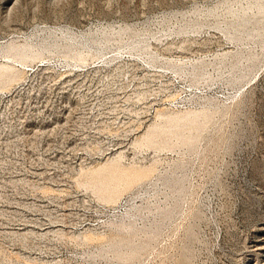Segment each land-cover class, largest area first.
Instances as JSON below:
<instances>
[{"label":"rangeland","instance_id":"rangeland-1","mask_svg":"<svg viewBox=\"0 0 264 264\" xmlns=\"http://www.w3.org/2000/svg\"><path fill=\"white\" fill-rule=\"evenodd\" d=\"M263 15L0 0V264H264Z\"/></svg>","mask_w":264,"mask_h":264},{"label":"bare ground","instance_id":"bare-ground-1","mask_svg":"<svg viewBox=\"0 0 264 264\" xmlns=\"http://www.w3.org/2000/svg\"><path fill=\"white\" fill-rule=\"evenodd\" d=\"M256 10H257V9H256ZM261 10H263V9L261 8ZM259 12H260V11H259ZM262 13H263V12H262ZM241 15H243V14H241ZM243 16H245V14H244ZM253 16H254V15H253ZM253 16H252V17H253ZM255 16H256V15H255ZM236 17H237V16H236ZM238 17H239V16H238ZM240 17H241V16H240ZM240 17H239V18H240ZM245 17H246V16H245ZM252 17H247L246 19H248V18L250 19V18H252ZM257 17L260 18L258 15H257ZM262 17H264V15H263ZM262 17H261V20H262ZM232 18H233V17H232ZM232 18H231V19H232ZM242 18H243V17H241V20H242ZM253 18H254V17H253ZM258 18H257V19H258ZM237 19H238V18H237ZM237 19H236L235 21H238ZM244 19H245V18H244ZM254 19H255V18H254ZM254 19H253V20H254ZM257 19H256V20H257ZM239 20H240V19H239ZM241 20H240V21H241ZM226 21H227V20H226ZM226 21H225V22H226ZM228 21H229V20H228ZM230 21H231V20H230ZM240 21H239V22H240ZM245 21H247V20H245ZM250 21H251V19H250ZM254 21H255V20H254ZM257 21H258V20H257ZM225 22H224V23H225ZM243 22H244V21H243ZM251 22H252V21H251ZM260 22H261V21H260ZM220 23H221V22H220ZM220 23H219V24H220ZM227 23H228V22H227ZM232 23H234V22H232ZM244 23H245V22H244ZM249 23H250V22H249ZM254 23L257 24V22H254ZM202 24H203V23H202ZM215 24H216V23H215ZM221 24H222V23H221ZM229 24H230V23H229ZM238 24H239V23H238ZM246 24H247V23H246ZM252 24H253V22L251 23L250 26H252ZM258 24H259V23H258ZM184 25H185V24H184ZM198 25H199V24H198ZM216 25H217V24H216ZM230 25H231V24H230ZM232 25H233V24H232ZM259 25H260V24H259ZM262 25H263V24H262ZM196 26H197V24H196ZM223 26H224V25H223ZM243 26H246V25H243ZM248 26H249V25H248ZM248 26H246L245 29H246ZM254 26H255V25H254ZM260 26H261V25H260ZM263 26H264V25H263ZM187 27H188V24H187ZM220 27H221V26H220ZM236 27H237V25H236ZM239 27H241V26L239 25ZM257 27H258V26H257ZM190 28H191V27H190ZM223 28H224V27H223ZM251 28H252V27H251ZM255 28H256V27H255ZM258 28H259V27H258ZM247 29H248V28H247ZM249 29H250V28H249ZM252 29H253V28H252ZM231 30H232V29H231ZM239 30H240V29H239ZM243 30H244V29H243ZM263 30H264V29H263ZM234 31H235V30H234ZM257 31H259V30H257ZM241 32H242V31H241ZM248 32H249V31H248ZM253 32H254V31H253ZM253 32H252V33H253ZM261 32H262V30H261ZM225 33H228V32H225ZM255 33H256V32H255ZM255 33H254V34H255ZM61 34H62V33H61ZM232 34H234V32H233ZM236 34H237V36H238V33H236ZM239 34H241V33H239ZM242 34H243V33H242ZM242 34H241V35H242ZM246 34H247V33H246ZM246 34H245V35H246ZM250 34H251V33H250ZM256 34H257V33H256ZM256 34H255V35H256ZM260 34H261V33H260ZM69 35H70V34H69ZM69 35H67V36H69ZM226 35L228 36V34H226ZM230 35H231V34H230ZM248 35H249V34H248ZM258 35H259V34H258ZM237 36H236V37H237ZM259 36H260V35H259ZM263 36H264V35H263ZM61 37H62V36H61ZM61 37H60V39H61ZM229 37H232V38H233V35H232V36H229ZM248 37H249V36H248ZM250 37H252V34H251ZM63 38H64V36H63ZM67 38H68V37H67ZM69 38H70V37H69ZM71 38H72V36H71ZM77 38H78V37H77ZM77 38H76V39H77ZM82 38H83V37H82ZM244 38H245V37H244ZM256 38H257V37H256ZM260 38H261V37H260ZM263 38H264V37H262V39H263ZM238 39H241V38H238ZM242 39H243V38H242ZM253 39H254V36H253ZM65 40H66V38H65ZM232 40H233V39H232ZM246 40H247V39H246ZM260 40H261V39H260ZM78 41H79V40H78ZM80 41H81V40H80ZM80 41H79V42H80ZM83 41H84V40H83ZM243 41H245V40H243ZM243 41H242V42H243ZM253 41H254V40H253ZM253 41H252V42H253ZM261 41H262V40H261ZM71 42H72V41H71ZM136 42H137V41H136ZM240 42H241V40H240ZM259 42H260V41H259ZM65 43H66V41H65ZM74 43H75V42H74ZM82 43H83V42H82ZM140 43H141V42H140ZM255 43H257V40H256ZM48 44H49V43H48ZM54 44H55V43H54ZM54 44H53V46H55ZM72 44H73V43H72ZM75 44H76V43H75ZM263 44H264V42H263ZM44 45H45V44H44ZM65 45H66V44H65ZM69 45H70V44H69ZM78 45H79V44H78ZM80 45H81V44H80ZM85 45H87V44L85 43ZM261 45H262V44H261ZM75 46H76V45H75ZM138 46H139V45H138ZM255 46H256V44H255ZM258 46H259V45H258ZM258 46H257V47H258ZM45 47H46V46H45ZM50 47H51V46H50ZM70 47H71V45H70ZM260 47H261V46H260ZM39 48H40V47H39ZM41 48H42V46H41ZM46 48H47V47H46ZM64 48H65V47H64ZM261 48H262V47H261ZM67 49H68V48H67ZM41 50H42V49H41ZM42 51H43V50H42ZM44 51H45V50H44ZM238 53H239V52H238ZM240 53H241V52H240ZM255 53H256V52H255ZM20 55H21V54H20ZM240 55H241V54H240ZM234 56H235V55H234ZM234 56H232V57L234 58V60H236L235 57H236L237 55H236L235 57H234ZM243 56H244V55H243ZM238 57H239V56H238ZM238 57H237V58H238ZM233 58H231V60H232ZM240 60H242V59H240ZM240 60H239V63H240ZM232 61H233V60H232ZM237 61H238V59L236 60V62H237ZM222 62H223V61H222ZM224 63H225V62H224ZM224 63H222V64H224ZM231 63H232V62H231ZM233 63H234V62H233ZM239 63H238V64H239ZM218 65H220V64H218ZM227 65H228V64H227ZM235 65H236V64H235ZM193 66H194V65H193ZM195 66H196V65H195ZM201 66H202V65H201ZM215 66H216V65H215ZM233 66H234V65H233ZM217 67H219V66H217ZM223 67H225V66H223ZM191 68H192V67H191ZM199 68H200V67H199ZM215 68H216V67H215ZM225 68H227V67H225ZM231 68H232V67H231ZM233 68H235V67H233ZM237 68H238V67H237ZM4 70H5V68H4ZM200 70H201V69H200ZM223 70H224V69H223ZM225 70H226V69H225ZM179 71H180V70H179ZM205 71H206V70H205ZM191 72H192V71H191ZM229 72H230V70H229ZM193 73H194V72H193ZM199 73H200V72H199ZM202 73H203V72H202ZM230 73H231V72H230ZM2 75H3V74H2ZM2 75H1V76H2ZM193 75H194V74H193ZM197 75H198V74H197ZM205 75H206V74H205ZM197 77H198V76H197ZM231 77H232V76H231ZM0 78H1V77H0ZM233 78H234V77H233ZM235 78H236V77H235ZM228 79H229V78H228ZM232 80H233V79H232ZM236 80H237V79H236ZM238 81H240V80H238ZM229 82H230V81H229ZM232 82H234V81H232ZM236 83H237V81H236ZM230 84H232V83L230 82ZM237 84H238V83H237ZM233 86H234V85H233ZM203 113H204V112H203ZM224 113H225V112H224ZM222 114H223V112H222ZM203 115H204V114H203ZM201 117H202V115H201ZM196 119L198 120V117H197ZM190 120H191V119H190ZM216 121H217V120H215V122H216ZM211 122H212V121H211ZM216 123H217V122H216ZM213 124H214V123H213ZM214 127L216 128V126H214ZM211 128H212V126H211ZM217 128H218V127H217ZM204 131H205V130H204ZM211 131H212V130H211ZM217 131H218V130H217ZM217 131H216V132H217ZM202 135H203V134H202ZM209 136H210V135H209ZM203 137H204V136H203ZM203 137H202V138H203ZM200 139H201V138H200ZM205 140H206V139H205ZM182 165H183V164H182ZM181 167H182V166H180V168H181ZM184 167H186V166H184ZM178 168H179V167H178ZM181 172H182V171H181ZM170 173H171V172H170ZM185 173H186V172H185ZM185 173H184V174H185ZM187 173H188V172H187ZM166 174H168V173H166ZM174 174H175V173H174ZM176 174H178V173H176ZM184 174L182 173V175H184ZM171 175L173 176V173H171ZM179 175H180V174H179ZM186 175H187V174H186ZM186 175H185V176H186ZM165 176H166V175H165ZM165 176H164V177H165ZM168 176H169V175H168ZM185 176H184V178H185ZM162 177H163V176H162ZM170 177H171V176H170ZM176 177H177V176H176ZM186 177H187V176H186ZM164 179H165V178H164ZM168 179H169V178H168ZM169 180H170V179H169ZM172 180H174V179H172ZM172 180H171V182H173ZM175 180H176V179H175ZM187 180H188V177H187ZM161 181H162V179H161ZM166 181H167V180H166ZM166 181H165V182H166ZM176 181H177V180H176ZM176 181H175V182H176ZM165 182H164V183H165ZM179 182H180V180H179ZM101 183H102V182H101ZM101 183H99V184H101ZM164 183H163V184H164ZM169 183H170V181H169ZM183 183H184V180H183ZM183 183L180 182V184H182V186H183ZM165 184H166V183H165ZM172 184H173V183H172ZM180 184H178V185H180ZM184 184H185V183H184ZM93 185H94V184H93ZM166 185H167V184H166ZM168 185H169V184H168ZM168 185H167V186H168ZM101 186H102V184H101ZM101 186H100V188H101ZM173 186H174V184H173ZM186 186H187V185H186ZM160 187H161V186H160ZM170 187H171V186H170ZM179 187H180V186H179ZM93 188H94V187H93ZM97 188H98V186H97ZM156 188H157V187H156ZM161 188H162V187H161ZM166 188H167V187H166ZM103 189H104V188H103ZM163 189H165V187H164ZM167 189H168V188H167ZM181 189H183V187H182ZM188 189H189V188H188ZM100 190H101V189H100ZM168 190H169V189H168ZM172 190H173V189H172ZM184 190H185V189H183V191H184ZM101 191L103 192V190H101ZM183 191H182V192H183ZM187 191H188V190H187ZM187 191H186V193H187ZM163 192H164V191H163ZM168 192H169V191H168ZM168 192H167V193H168ZM180 192H181V191H180ZM165 193H166V191H165ZM165 193H164V194H165ZM171 193H172V192H171ZM188 193H189V192H188ZM188 193H187V194H188ZM181 194H182V193H181ZM171 195L174 196L173 194H171ZM182 196H183V194H182ZM186 196H187V195L185 194V197H186ZM166 197H167V195H166ZM168 197H169V196H168ZM174 197H175V196H174ZM179 197H181V196H179ZM185 197L183 198V200L180 198L181 201H184ZM147 199H148V198H147ZM166 199H167V198H166ZM166 199L164 198V200H166ZM172 199H174V198H172ZM178 199H179V198H178ZM169 200H170V199H169ZM174 200H175V199H174ZM147 201H148V200H147ZM149 201H151V200H149ZM166 201H167V200H166ZM177 201H178V200H177ZM179 201H180V200H179ZM145 202H146V200H145ZM163 202H165V201H163ZM168 202H169V201H168ZM170 202H171V200H170ZM170 202H169V203H170ZM146 203H147V202H146ZM146 203H145V205H146ZM148 203H149V202H148ZM169 203H167V204H169ZM172 203H173V202H172ZM172 203H171V204H172ZM174 203H175V202H174ZM180 203H181V202H180ZM150 204H152V206H153V205L155 206V203L153 204V202L150 203ZM160 204H161V203H160ZM160 204H159V205H160ZM165 204H166V202H165ZM165 204H164V205H165ZM171 204H170V205H171ZM141 205H142V204H141ZM156 205H157V204H156ZM161 205H163V204H161ZM137 206H138V205H137ZM147 206H148V204H147ZM154 206H153V207H154ZM178 206H179V205H178ZM180 206H181V204H180ZM180 206H179V208H180ZM133 207H134V206H133ZM139 207H140V205L138 206V208H139ZM142 207H143V206H141V208H142ZM170 207H171V206H170ZM173 207H174V206H173ZM131 208H132V207H131ZM145 208H147V207L145 206ZM145 208H144V209H145ZM163 208H164V207H163ZM171 208H172V207H171ZM179 208H178V209H179ZM152 209H153V208H151V210H152ZM154 209H155V208H154ZM158 209H159V207H158ZM127 210H128V209H127ZM138 210H139V209H138ZM138 210L134 211V213L137 212ZM163 210H164V209H163ZM167 210H168V209H167ZM180 210H181V209H180ZM143 211H144V210H143ZM143 211H142V212H143ZM147 211H148V209H147ZM154 211H155V210H154ZM161 211H162V210H161ZM138 212H139V211H138ZM138 212H137V213H138ZM145 212H146V211H145ZM150 212H151V211H150ZM156 212L158 213L159 211H156ZM163 212H165V211H162V213H163ZM167 212H168V211H167ZM176 212H177V211H176ZM178 212H179V211H178ZM124 213H125V212H124ZM128 213H130V212L127 211V214H128ZM146 213H147V212H146ZM153 213H154V212H153ZM168 213H169V212H168ZM139 214H140V213H139ZM151 214H152V212H151ZM154 215H155V214H154ZM160 215H161V217H159V220H160V218L163 217L161 213H160ZM165 215H166V214H165ZM171 215H172V214H171ZM124 216H125V215H124ZM141 216H142V215H141ZM148 216H149V215H148ZM148 216L145 215V217H147V218H148ZM158 216H159V215H158ZM158 216H157V218H158ZM166 216H167V215H166ZM172 216H173V215H172ZM176 216H177V215H176ZM129 217H130V215H129ZM136 217H137V216H136ZM121 218H123V216H122ZM131 218H132V217H131ZM154 218H155V217H154ZM170 218H171V217H170ZM174 218H175V216H174ZM118 219H119V218H118ZM125 219H126V216H125ZM127 219H128V217H127ZM134 219H135V218H134ZM152 219H153V217H152ZM172 219H173V218H172ZM120 220H121V219H120ZM138 220H139V219H138ZM143 220H144V219H143ZM155 220H156V219H155ZM159 220H158V221H159ZM168 220H169V218H168ZM170 220H171V219H170ZM173 220H174V219H173ZM122 221H123V220H121V222H122ZM134 221H135V220H134ZM139 221H140V220H139ZM141 221H142V220H141ZM149 221H150V224H151V219H150ZM152 221H153V220H152ZM127 222H128V221H127ZM132 222H133V221H132ZM136 222H137V221H136ZM136 222H135V223H136ZM156 222H157V221H156ZM168 222H169V221H168ZM172 222H173V221H172ZM117 223H118V222H117ZM133 223H134V222H133ZM145 223L147 224V221H146ZM163 223H165V222H163ZM112 224H113V223H112ZM119 224H120V223H119ZM129 224H130V223H129ZM140 224H141V223H140ZM150 224H149V226H150ZM155 224H156V223H155ZM160 224H161V223H160ZM160 224H159V226H160ZM169 224H170V222H169ZM123 225H124V224H123ZM141 225H142V224H141ZM151 225H152V224H151ZM153 225H154V224H153ZM153 225H152V226H153ZM156 225H157V224H156ZM161 225H162V224H161ZM170 225H171V224H170ZM170 225H169V226H170ZM115 226H116V224H115ZM120 226H121V225H120ZM125 226H126V225H124L123 227H125ZM131 226H132V225H131ZM133 226H134V224H133ZM137 226H138V225H137ZM154 226H155V225H154ZM157 226H158V225H157ZM162 226H163V225H162ZM165 226H166V225H165ZM112 227H113V226H112ZM117 227H118V226H117ZM123 227H122V228H123ZM142 227H143V226H142ZM126 228H128V227H126ZM129 228H130V227H129ZM129 228H128L127 230L130 232ZM138 228L140 229L139 226H138ZM144 228H147V229H148V227H144ZM117 229H118V228H117ZM124 229H125V228H124ZM124 229H123V230H124ZM131 229H133V228L131 227ZM136 229H137V228H136ZM160 229H162V228H160ZM166 229H167V228H166ZM166 229H164V230H166ZM142 230H143V229H142ZM149 230H150V228H149ZM149 230H148V231H149ZM156 230H157V229H156ZM118 231H119V230H118ZM124 231H125V230H124ZM131 231H132V230H131ZM137 231H138V230H137ZM139 231H141V230H139ZM139 231H138V232H139ZM143 231L145 232V230H143ZM150 231H151V230H150ZM126 232H127V231H126ZM133 232H134V230H133ZM146 232H147V231H146ZM151 232H152V231H151ZM155 232H156V231H155ZM118 233L120 234V232H118ZM123 233L125 234V232H123ZM131 233H132V232H131ZM134 233H135V232H134ZM134 233H133V235H134ZM141 233H142V234H145V233H143V232H140V234H141ZM147 233H148V232H147ZM147 233L145 234L146 236H147ZM135 234H138V233L136 232ZM151 234H152V233H151ZM151 234H150V235H151ZM156 234H157V233H156ZM158 234H159V233H158ZM158 234H157V236H158ZM126 235H127V234H126ZM131 235H132V234H130V237H131ZM160 235H161V234H159V236H160ZM119 236H120V235H119ZM134 236H135V235H134ZM136 236H137V235H136ZM146 236H145V237H146ZM154 236H155V235H154ZM159 236H158V237H159ZM120 237H121V236H120ZM122 237H123V236H122ZM127 237H129V236H127ZM152 237H153V236H152ZM152 237H151V238H152ZM158 237H157L156 239H158ZM133 238H134V237H132V239H133ZM148 238H149V236H148ZM124 239H125V238H124ZM136 239H137V238H136ZM145 239H146V238H145ZM153 240H155V239L153 238L152 241H153ZM119 241H121V240H119ZM142 241H143V240H142ZM148 241H149V240H148ZM149 242H151V241H149ZM118 243H119V242H118ZM139 243H141V242H139ZM146 243H148V242H146ZM114 244H115V243H113L112 245H114ZM133 244H134V243H133ZM144 244H145V243H144ZM117 245H118V244H117ZM121 245H122V244H121ZM124 245H125V243H124ZM139 245H140V244H139ZM108 246H109V245H108ZM108 246H107V247H108ZM114 246H115V245H114ZM126 246H127V245H126ZM112 247H113V246H112ZM127 247H128V246H127ZM132 247H133V245H132ZM138 247H139V246H138ZM142 247H143V245H142ZM148 247H149V246H147V248H146L147 250H148ZM108 248H109V247H108ZM117 248H118V247H117ZM123 248H124V250H125V247H123ZM140 248H141V247H140ZM140 248H139V249H140ZM110 249H111V248H109L108 250L110 251ZM112 249H113V248H112ZM114 249H116V247H114ZM128 249H130V248H128ZM134 249H136V248L134 247ZM143 249H144V248H143ZM143 249H142V250H143ZM101 250H103V249H101ZM131 250H132V249H131ZM136 250H138V249H136ZM99 251H100V250H99ZM105 251H106V250H105ZM113 251H114V250H113ZM115 251H117V250H115ZM133 251H135V250H133ZM145 251H146V250H145ZM100 252H101V251H100ZM103 252H104V251H103ZM107 252H108V251H107ZM131 252H132V251H131ZM135 252H136V251H135ZM137 252H138V251H137ZM139 252H140V251H139ZM143 252H144V251H143ZM94 253H95V251H94ZM119 253H120V252H119ZM100 254H101V253H100ZM103 254H105V253H103ZM111 254H112V253H111ZM113 254H114V253H113ZM115 254H117V252H115ZM125 254H126V253H125ZM131 254H133V253H131ZM141 254H142V253H141ZM95 255H96V254H95ZM95 255H93V256H95ZM117 255H118V254H117ZM119 255H120V254H119ZM123 255H124V254H123ZM133 255H134V254H133ZM138 255H139V253H138ZM138 255H136V256H138ZM93 256L90 255V257L95 258V257H93ZM125 256H126V255H125ZM134 256H135V255H134ZM136 256H135V257H136ZM96 257H97V256H96ZM98 257H101V256H98ZM103 257H104V256H103ZM106 257H107V256H106ZM127 257H128V256H127ZM127 257H126V258L124 257V258L127 259ZM130 257H133V256L131 255ZM138 257H139V256H138ZM111 258H112V257H111ZM111 258H110V259H111ZM114 258H115V257H114ZM116 258H119V257H116ZM128 258H129V257H128ZM98 259H99V258H98ZM101 259H102V257H101ZM103 259H105V258H103ZM110 259H109V260H110ZM93 260H94V259H93ZM93 260H91V261H93ZM105 260H106V259H105ZM105 260H104V263L107 262V260H106V261H105ZM116 260H117V259H116ZM129 260H130V259H129ZM94 261H95V260H94ZM94 261H93V262H94ZM110 261H111V260H110ZM110 261H109V262H110ZM112 261H113V260H112ZM112 261H111V262H112ZM117 261H118V260H117ZM130 261H131V260H130ZM135 261H137V259H135ZM138 261H139V260H138ZM125 262H126V261H125ZM115 263H116V261H115ZM118 263H120V262L118 261ZM133 263H134V262H133ZM133 263H132V261H131V264H133ZM100 264H102V263L100 262ZM107 264H109V263H107ZM110 264H111V263H110ZM113 264H114V263H113ZM126 264H128V263H126ZM134 264H135V263H134Z\"/></svg>","mask_w":264,"mask_h":264}]
</instances>
